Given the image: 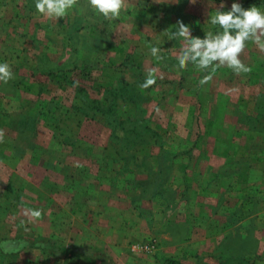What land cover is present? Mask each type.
I'll return each mask as SVG.
<instances>
[{
  "label": "rangeland",
  "instance_id": "374dc122",
  "mask_svg": "<svg viewBox=\"0 0 264 264\" xmlns=\"http://www.w3.org/2000/svg\"><path fill=\"white\" fill-rule=\"evenodd\" d=\"M133 1L148 3V9L130 11ZM152 1L124 0L120 17L107 19L96 14L88 0H77L67 16L49 19L36 12L34 0H0V59L11 65L12 80L18 82L17 88L3 82L0 86L10 97L30 102L28 111L13 112L14 123L7 131L16 135V144L26 133L36 135L30 144L43 143L34 155L30 181L19 175L10 198H0L6 204L0 205V264H22L24 257L42 264L69 263L74 252V197L80 199L78 205L84 197L89 200L90 185L99 180L120 189L128 174L131 192L137 185L146 189L144 198L157 192L164 197L159 205L169 210L182 208L184 200L191 208L201 203L208 236L192 248L206 247L202 264H219L218 243L240 227L253 235L252 255L264 254V161L254 160L252 167L239 164L251 150L264 151V106L259 108L264 103V52L249 43L240 58L251 71L236 74L222 66L211 80L198 84L203 71L191 64L183 70L176 66L182 38L169 33L178 18L192 35L214 31L208 14L220 0H159L166 5L160 7L149 4ZM231 2L226 0V7ZM252 4L264 8V0ZM84 23L94 27L96 35L82 29ZM195 26L201 30L195 31ZM154 45L160 48L159 59L151 54ZM153 69L155 82L141 87ZM114 89L124 93L113 111L125 120L126 130L110 129L98 117L85 115L93 101L111 103ZM27 112L30 116L24 119L22 113ZM254 125L259 127L254 130ZM115 132L121 145L112 137ZM125 155L129 157L123 159ZM234 161L228 168L235 173L219 178L221 168ZM198 183L210 185L199 191ZM22 195L29 206L9 205L21 201ZM92 195L98 200L104 193ZM31 208L46 214L50 232L26 218ZM187 228L174 223L178 235L167 242H182L180 235ZM10 230L14 237L6 236ZM25 249L32 253L23 256ZM258 257L254 264H264V256Z\"/></svg>",
  "mask_w": 264,
  "mask_h": 264
},
{
  "label": "crops",
  "instance_id": "0c3cea01",
  "mask_svg": "<svg viewBox=\"0 0 264 264\" xmlns=\"http://www.w3.org/2000/svg\"><path fill=\"white\" fill-rule=\"evenodd\" d=\"M158 1L153 0L149 4L153 7L166 6L165 2ZM132 3L134 4V1ZM138 4L131 5L130 11L137 8L139 11L148 9V3ZM12 97L0 89V198H10V192L17 187L19 175L22 180L30 181L33 160L36 159L34 155L43 147V143L39 141L30 144L36 135L30 137L29 133L24 134L22 142L16 144V135L12 137L7 131L14 123L11 118L13 112L22 109L28 111L30 108V102L25 103ZM249 142L244 145L245 150L248 149ZM245 153L242 152L243 155ZM209 185L198 183V190L203 191ZM26 186L31 188L30 183ZM137 186L131 192L127 182L120 189H114L99 180L97 185H90L92 192L89 191L86 196L89 200L84 197L83 203L78 205L80 199L74 197V202L78 205H74L73 212L74 252L68 257L72 260L66 264H159L164 259L175 260L181 264H202V257L207 255L203 251L207 250L206 247L201 246L198 251H193L192 248L195 241L200 244L207 241L208 233L202 226L206 217L200 216L201 203L191 208L187 205V200H184L182 208L169 210L166 204L159 205V202L161 204L164 201V197L152 191L144 198L146 189L142 185ZM99 191L103 192L104 196L95 200L92 194ZM20 198L21 201L7 202L9 205L29 206V202L23 200V195ZM4 204L5 202L1 204L0 199V205ZM42 215V219L41 216L35 218L30 215L26 218L33 219L37 225L40 224L44 233L50 232L47 231L46 214L42 212ZM176 222H182L188 227L180 235L182 242H167L178 235L172 230ZM221 232L223 231H220V234ZM14 234L13 230H10L6 236L14 237ZM221 236L219 235L220 238ZM154 237L160 241L159 248L155 252L146 251L143 247L145 242ZM22 252L23 256L28 254L27 252L32 253L29 249ZM23 259L22 264H42L40 259L35 262L29 257ZM18 262L13 264H19Z\"/></svg>",
  "mask_w": 264,
  "mask_h": 264
},
{
  "label": "clouds",
  "instance_id": "9594fccd",
  "mask_svg": "<svg viewBox=\"0 0 264 264\" xmlns=\"http://www.w3.org/2000/svg\"><path fill=\"white\" fill-rule=\"evenodd\" d=\"M76 3L77 0H34L36 12L49 19L67 16ZM88 4L96 14L107 19L119 18L124 9V0H88ZM208 23L215 30H209L201 37L192 35L191 28L178 18V26L172 27L169 33L172 37L182 38L176 66L183 70L191 64L197 70L206 71L201 84L211 80L222 66L236 74L251 71V67L241 60L240 54L249 43L264 52V8L257 4L244 7L240 0H232L231 6L226 7V0H220L219 6L208 14ZM150 51L153 57L159 59L158 46H152ZM154 71H149L141 87L147 88L155 82ZM13 76L11 65L6 61L0 62V82L7 83ZM25 214L38 218L42 210L31 208Z\"/></svg>",
  "mask_w": 264,
  "mask_h": 264
},
{
  "label": "trees",
  "instance_id": "16d2710c",
  "mask_svg": "<svg viewBox=\"0 0 264 264\" xmlns=\"http://www.w3.org/2000/svg\"><path fill=\"white\" fill-rule=\"evenodd\" d=\"M253 0H245L242 5L244 7H249L252 4ZM87 20V19H86ZM87 23V21L85 22ZM83 24L84 27H81L82 29H85L86 31H88L90 34H94L96 35L95 31L96 29H93L94 27H91L87 24ZM199 26H195L194 29L196 30H201L199 29ZM81 29L78 28L77 31H80ZM204 33L201 34V37H203ZM100 36V35H99ZM233 72V71H232ZM48 73H51V71L49 70ZM55 74V73H54ZM206 74V71H203V73L200 75L199 80H198V84H201L200 81L203 78V76ZM10 84L9 86H11L12 88H17L16 85H18V82H14L12 79L10 80V82L8 81L6 83ZM1 85V84H0ZM0 89L4 90V92H9L8 89H6L3 86H0ZM79 90H83V89H79ZM112 93L114 94V100H112L111 103L107 104L106 102H104L103 104H101V102L99 101H93L91 102V104H87L86 105V109H85V115L87 117L90 118H99L101 120H103L105 123H107L106 125L110 127V129L116 130L117 129H122V130H126V126L125 124V120L121 117H118V115L116 114V109L115 111H113L114 106L116 107L118 100L120 99L121 96L124 95L123 91L121 89H114V91H112ZM261 96H264V93L260 94ZM261 98V97H260ZM114 101V102H113ZM258 103H256L257 105ZM259 108L261 109V105L264 106V103H260L259 104ZM52 110H50L51 112ZM108 112H114L113 116L110 118L108 117ZM24 115V119L28 118L29 112L23 114ZM98 119V120H99ZM260 121H258L259 123ZM124 123V124H123ZM264 123V122H263ZM124 126H121V125ZM259 126L254 125L253 129L256 130ZM135 128V126H134ZM116 138V141L119 143L121 142V137L120 135H118L117 132H115V134H112V137ZM260 135L258 134V136H254V138H258ZM72 140V139H70ZM74 143V140L70 141ZM120 144V143H119ZM264 144V140L262 142V145ZM121 145V144H120ZM263 148H261L262 150ZM250 151V150H249ZM250 155L247 156V154L245 155V158L240 160V165L241 166H250L252 167L254 165V160L256 161H260L262 163V161H264V151L260 154V150L256 151V150H251L250 151ZM125 157V158H124ZM123 157V159H127V157H129V155H125ZM252 160V163L251 161ZM236 161L234 162H228V164H226V166H223L220 170L221 173L218 174V177L220 178L221 175L223 174H228L229 173V168L228 167H233L235 166ZM138 167H140V164L138 163ZM142 172L145 173L146 175H148V171H147V167H145V165H143L142 168ZM119 173V172H117ZM235 173V171H231L229 174H233ZM129 174L125 175V181L129 182L131 181L129 179ZM133 181V179H132ZM253 235L251 234V231L247 228V227H240L239 231H235L234 229L228 234L226 235V238L224 237V239H222L220 241V243L218 244V246L216 247V251H217V255H215V257H217V260L219 262V264H254L255 260L257 258H259L258 256L262 257L264 256V254L261 253H256L254 255H252L254 248H252L250 245H252L253 243V239L250 242V239ZM169 262H171L172 264H181L175 260H171L168 259ZM207 264V263H205Z\"/></svg>",
  "mask_w": 264,
  "mask_h": 264
},
{
  "label": "built area",
  "instance_id": "2783aa9c",
  "mask_svg": "<svg viewBox=\"0 0 264 264\" xmlns=\"http://www.w3.org/2000/svg\"><path fill=\"white\" fill-rule=\"evenodd\" d=\"M144 249L146 251H150V252H155L157 251V249L159 248V245H158V242H157V239L156 238H152L150 239L149 241H147L145 244H144ZM159 264H172L171 262L169 261H164V260H161L159 262Z\"/></svg>",
  "mask_w": 264,
  "mask_h": 264
}]
</instances>
